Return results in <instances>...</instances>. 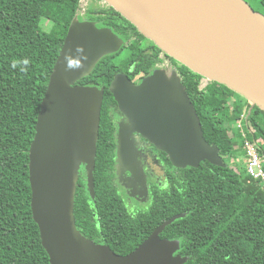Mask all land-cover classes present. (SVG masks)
Segmentation results:
<instances>
[{"label": "trees", "instance_id": "obj_1", "mask_svg": "<svg viewBox=\"0 0 264 264\" xmlns=\"http://www.w3.org/2000/svg\"><path fill=\"white\" fill-rule=\"evenodd\" d=\"M78 5L79 0H0V264H50L30 207L28 149L49 75ZM89 11L97 12L94 7ZM102 11L93 18L122 34L124 41L131 32L143 37L112 6ZM42 17L52 22L48 31L40 26ZM123 51L126 55L117 60ZM153 59L137 41L123 44L77 82L105 87L93 171L95 194L91 197L81 165L74 203L77 228L117 254H126L165 219L188 211L160 233L180 240L178 253L189 256L183 264H264V182L248 173L244 147L245 139L259 140L258 152L264 159V110L254 105L246 120L242 118L243 134L236 121L251 103L215 80L200 86L204 78L184 64L178 62L179 74L203 136L218 146L227 165L203 160L198 167L178 168L170 163L167 194L137 214L128 211L117 194L109 170L115 126L105 112V104L112 100L108 85L117 72L149 73Z\"/></svg>", "mask_w": 264, "mask_h": 264}, {"label": "water", "instance_id": "obj_2", "mask_svg": "<svg viewBox=\"0 0 264 264\" xmlns=\"http://www.w3.org/2000/svg\"><path fill=\"white\" fill-rule=\"evenodd\" d=\"M169 56L208 81L245 97L264 110V14L245 0H104ZM72 18L49 75L28 149L30 207L50 264H183L178 238L161 237L183 211L165 219L133 250L117 254L77 228L74 216L79 171L94 197V168L103 88L78 84L123 39L108 26ZM108 90L127 119L118 132V161L126 159V138H147L174 167H198L207 160L225 167L174 68H157L138 84L117 72ZM125 155V157H123ZM144 183L141 169L130 168ZM118 169L119 180H122ZM127 179L126 185L133 184Z\"/></svg>", "mask_w": 264, "mask_h": 264}, {"label": "flooded vegetation", "instance_id": "obj_3", "mask_svg": "<svg viewBox=\"0 0 264 264\" xmlns=\"http://www.w3.org/2000/svg\"><path fill=\"white\" fill-rule=\"evenodd\" d=\"M107 5L109 4H107L104 0H79L78 9L76 10L75 14H77L76 16L80 20H93L97 23L98 26H102V22L99 24L93 18V16L97 14L102 15V8ZM90 7H94L97 12L89 11ZM115 33L124 41L122 34L117 32ZM129 35L130 36L128 38V41H124L125 45H130L132 42L137 41V43L140 44V49L144 51L146 55H153L155 58L153 59V67L151 68L149 73L139 72L133 74L132 70H128L129 74H125L128 76L130 81L138 84L143 77L147 76L157 68H174L180 76L178 69L180 64L178 63V61L169 56L153 40L149 39L144 34H142L143 37L137 35L134 32L129 33ZM154 45L157 46L159 50H156V47ZM125 65L128 66V63H126ZM100 81L102 83V74L100 77ZM208 82V80L206 81V79H203L200 82V86H205ZM82 85H95L99 88H103V107L105 91L104 85H100L99 83H88ZM105 106L107 117L109 121L115 126L114 162L109 170L112 171L113 183L117 189V194L125 204V208L132 214H137L148 209L149 206L152 205L154 200L159 199L160 197H164L167 194L170 185V178L172 176V169L170 166L171 162L166 153L157 149L147 138L143 137L137 132H133L128 138H126V146L128 147V153L125 154L126 159L118 161V132L120 124H127V119L118 108V104L115 101L113 95L112 100L108 99V102L105 104ZM246 114L248 116L249 111ZM125 155L123 157H125ZM130 168H135L136 170L137 168L141 169L145 178L144 183H142V180L139 178L140 173L137 178L132 176ZM118 169L121 170L120 172L122 180H119ZM137 172L139 171L137 170ZM129 177L133 178V180H130L133 184L131 187H128L126 185L127 179Z\"/></svg>", "mask_w": 264, "mask_h": 264}, {"label": "built area", "instance_id": "obj_4", "mask_svg": "<svg viewBox=\"0 0 264 264\" xmlns=\"http://www.w3.org/2000/svg\"><path fill=\"white\" fill-rule=\"evenodd\" d=\"M242 118L246 120L247 114L241 115V119ZM241 119L236 121V126L244 134L245 132L242 123L243 119L242 120ZM247 131L249 132V129H247ZM258 144H259V140L245 139L244 141V147L246 150V154L248 156L247 170L251 176H253L256 179H261L264 182V169L262 167V163L264 159L262 158V156H260L258 152L259 150Z\"/></svg>", "mask_w": 264, "mask_h": 264}, {"label": "rangeland", "instance_id": "obj_5", "mask_svg": "<svg viewBox=\"0 0 264 264\" xmlns=\"http://www.w3.org/2000/svg\"><path fill=\"white\" fill-rule=\"evenodd\" d=\"M245 1L248 2L252 6V8H254V10L264 14V6L262 5L260 0H245ZM51 23L52 22L47 17H42L41 22H40V26L42 27V29L48 31L51 27ZM125 55H126V51H123V52H120L119 54H117L115 56V58L117 60H120Z\"/></svg>", "mask_w": 264, "mask_h": 264}, {"label": "clouds", "instance_id": "obj_6", "mask_svg": "<svg viewBox=\"0 0 264 264\" xmlns=\"http://www.w3.org/2000/svg\"><path fill=\"white\" fill-rule=\"evenodd\" d=\"M24 63L27 64V61L25 60ZM13 67H16L15 63H13Z\"/></svg>", "mask_w": 264, "mask_h": 264}]
</instances>
